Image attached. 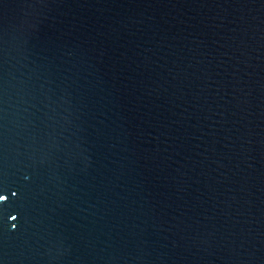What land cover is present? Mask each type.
<instances>
[{
  "label": "water",
  "instance_id": "water-1",
  "mask_svg": "<svg viewBox=\"0 0 264 264\" xmlns=\"http://www.w3.org/2000/svg\"><path fill=\"white\" fill-rule=\"evenodd\" d=\"M0 264H264V0H0Z\"/></svg>",
  "mask_w": 264,
  "mask_h": 264
}]
</instances>
